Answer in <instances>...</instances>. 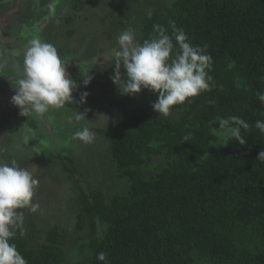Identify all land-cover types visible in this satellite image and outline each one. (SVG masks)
<instances>
[{
	"label": "trees",
	"instance_id": "1",
	"mask_svg": "<svg viewBox=\"0 0 264 264\" xmlns=\"http://www.w3.org/2000/svg\"><path fill=\"white\" fill-rule=\"evenodd\" d=\"M102 3L72 0L70 10ZM173 23L193 45L207 44L210 90L175 106L176 118L142 107L128 114L125 127L109 136L127 191L108 198L81 188L76 228L88 230L74 263L59 228L36 245L23 226L12 242L27 264H105L100 252L107 264H264V134L254 126L264 120L257 98L264 92V0H174L166 14L143 19L142 40L156 34L154 25L171 34ZM232 115L252 126L242 130L247 143L217 146L224 141L212 122ZM64 168L76 175L71 160ZM98 224L105 225L102 235Z\"/></svg>",
	"mask_w": 264,
	"mask_h": 264
},
{
	"label": "rangeland",
	"instance_id": "2",
	"mask_svg": "<svg viewBox=\"0 0 264 264\" xmlns=\"http://www.w3.org/2000/svg\"><path fill=\"white\" fill-rule=\"evenodd\" d=\"M71 1L0 0V160L9 164L15 161L33 170L39 181L34 196L39 210H21L23 226L31 230V241L41 244L48 231L59 228L66 237L67 255L74 263L88 230L76 228L81 188L89 193L101 191L108 198L127 191V181L119 177L114 166L109 136L125 127L126 117L134 109L153 110L157 100V94L145 89L132 96L120 93L112 80L115 65L111 50L117 47L119 34L128 28L143 43V19L149 12L166 14L174 0H103L99 8H86L76 15L70 10ZM29 11L35 22L27 15ZM71 31L74 35L69 36ZM34 37L56 47L68 75L77 84L72 103L52 107L43 117L22 116L11 103L22 75L23 50ZM120 72L122 77L126 75L123 67ZM89 76L91 80L85 87L84 80ZM84 92L88 95L81 102ZM77 113L85 118L76 120ZM178 115L173 109L166 117ZM82 127L94 131L93 143L84 144L74 138ZM70 160L76 175L64 168ZM104 231L105 225L98 224V235Z\"/></svg>",
	"mask_w": 264,
	"mask_h": 264
},
{
	"label": "clouds",
	"instance_id": "3",
	"mask_svg": "<svg viewBox=\"0 0 264 264\" xmlns=\"http://www.w3.org/2000/svg\"><path fill=\"white\" fill-rule=\"evenodd\" d=\"M148 15L150 18L152 13ZM154 32L156 34L143 43L137 41L131 28L119 34L117 47L111 50L115 65L112 80L122 95H136L142 89L157 94L152 108L159 115L168 116L175 106L190 103L191 98L210 90L213 77L209 72L213 60L207 52V44L202 47L193 45L184 30L174 23L171 34L161 25H154ZM104 59L108 61V57ZM234 66L235 62H230L229 67ZM121 67L126 73L123 77ZM90 80V76L84 80L85 87ZM76 88L77 84L68 75L56 47L40 37L30 39L23 50L22 75L11 98V103L20 109V114L43 117L52 107L60 108L72 103V92ZM87 95V92L82 93L81 102L86 100ZM257 98L264 104V92H258ZM209 103L214 105L215 101ZM75 118L84 119L85 115L77 113ZM216 122L219 129L211 125L212 131L224 141L217 146L227 147L229 140L236 141L240 146L247 143L242 130L250 131L252 126L244 119L232 115L218 118L212 124ZM254 126L264 134V120H256ZM74 138L91 144L95 133L88 127H82L75 132ZM184 140L187 141L188 137ZM260 159H264V151L259 154ZM38 183L33 170L20 167L15 161L9 164L0 160V264H27L12 241L18 233L24 234V212L21 210L36 213L40 208L39 203L34 202ZM107 255L100 252L97 260L107 264Z\"/></svg>",
	"mask_w": 264,
	"mask_h": 264
},
{
	"label": "flooded vegetation",
	"instance_id": "4",
	"mask_svg": "<svg viewBox=\"0 0 264 264\" xmlns=\"http://www.w3.org/2000/svg\"><path fill=\"white\" fill-rule=\"evenodd\" d=\"M0 6H3L2 5V3H0ZM47 7H48V5H47ZM25 9V8H24ZM27 15L29 16V18L31 19V20H33L34 22H35V17H34V15L29 11L28 13H27ZM48 21V16H47V19H45V22L47 23V21ZM19 23V22H18ZM18 23H16V24H18ZM3 24V23H2ZM23 24V23H22ZM44 25H46L45 23H44ZM0 67H1V65H0ZM13 72H14V70H13Z\"/></svg>",
	"mask_w": 264,
	"mask_h": 264
}]
</instances>
